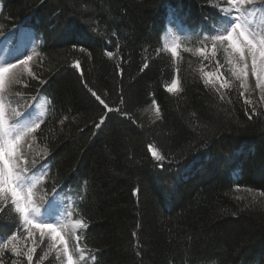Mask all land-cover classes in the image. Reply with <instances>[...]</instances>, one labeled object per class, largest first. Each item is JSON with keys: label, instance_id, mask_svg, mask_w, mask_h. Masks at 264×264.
<instances>
[{"label": "trees", "instance_id": "trees-1", "mask_svg": "<svg viewBox=\"0 0 264 264\" xmlns=\"http://www.w3.org/2000/svg\"><path fill=\"white\" fill-rule=\"evenodd\" d=\"M217 3L0 0V47L7 40L20 44V58L39 52L32 67L47 83L17 87L26 100H46L34 151L48 147L41 161L51 165L48 191L55 184L62 189L58 199L81 205L89 224L82 241L86 264H264V197L244 208L264 192V106L252 93L260 115L249 120L245 110L251 108L238 87L221 101L200 79L199 58L184 51L197 46L202 27L216 22ZM169 18L185 34L175 60L166 51L156 54ZM106 50L115 58L109 60ZM76 61L80 71L72 67ZM204 65L205 71L214 68V62ZM176 68L183 91L171 94L164 85ZM85 83L110 106L123 95V110L136 123L112 112L95 128L104 110ZM153 99L162 115L155 123ZM150 143L170 157L164 171L153 166ZM14 230V214H0V236ZM44 247L37 248L34 264ZM4 258L5 264L14 259L8 252Z\"/></svg>", "mask_w": 264, "mask_h": 264}, {"label": "snow or ice", "instance_id": "snow-or-ice-1", "mask_svg": "<svg viewBox=\"0 0 264 264\" xmlns=\"http://www.w3.org/2000/svg\"><path fill=\"white\" fill-rule=\"evenodd\" d=\"M214 6L217 8L216 22L210 29L202 27L196 33L197 46L185 48L184 51L199 58L200 79L205 88L215 92L221 101L238 87L239 97L243 98L244 105L251 108V112L245 110V115L252 120L254 116L260 115L256 111V104L249 98L252 92L259 93L257 103L264 105V0H222ZM179 48V42L174 39L162 49L158 48L156 54L166 51L175 60L179 57ZM79 51L85 52L86 49L80 48ZM104 55L112 60L116 53L106 50ZM89 56L91 57V53ZM37 57L39 52L33 51L23 58L16 57L14 62L5 60L0 63V214H14L15 223V230L10 235L6 238L0 236V264H5V252L14 257L11 264H24V261L34 264V255L41 244L45 247L35 264H43L49 257H52L49 264H86L89 257L85 255L82 241L87 239L89 224L79 211L81 205L58 199L62 189L58 191L53 184L48 191L51 165L41 163L42 160L47 161L48 147L45 145L43 150L34 151L36 133L44 123L43 112L38 113L35 108V104L40 102L39 97L32 96L26 100L27 93L17 87H31L29 80L47 83L40 79L32 67V62ZM205 61L214 62L212 71H205ZM148 66L146 60L140 71L143 72ZM72 67L80 71L79 61L74 62ZM115 68L116 73L122 77L121 65L116 64ZM179 71L176 68V75L171 83L164 85L165 90L171 94L183 91ZM25 77L28 79L25 80ZM81 82L84 83L82 72ZM84 86L103 106L104 114L99 117L98 123L94 122L95 128L100 129L109 119L108 113L112 112L136 123L131 114L123 110V95L120 96L119 105L110 106L97 91L86 83ZM12 97H15V104ZM151 108L155 112L152 123L160 121L161 110L155 99L152 100ZM60 123L63 124L64 121L61 120ZM147 151L156 162L153 166L161 171H164L165 161L171 163L170 157L155 143L148 144ZM245 190L250 194L253 192L252 189ZM138 193V188L133 191L134 196ZM257 196L264 197V192L252 195L251 204L246 203L244 208L257 205ZM38 198L43 204L38 202ZM236 199L243 198L237 196ZM259 207L264 210V201L259 203ZM77 216L80 218H76ZM82 229L85 231L81 232ZM90 258L97 260L95 255Z\"/></svg>", "mask_w": 264, "mask_h": 264}, {"label": "rangeland", "instance_id": "rangeland-1", "mask_svg": "<svg viewBox=\"0 0 264 264\" xmlns=\"http://www.w3.org/2000/svg\"><path fill=\"white\" fill-rule=\"evenodd\" d=\"M222 2V0H220ZM182 35V32L178 31V29H176L175 25L173 22H171V20L168 21L167 26H166V30L164 33V45L165 44H170L174 39H176L177 41L179 40V37ZM6 50V54L5 51ZM0 63H2L5 60H12L13 62L15 61L16 57L20 58V44L16 45V43H13V41H8L6 43L3 44L2 47H0ZM252 86L254 88V80L251 81ZM256 95V98L258 100V96L259 93L258 92H252ZM13 102L15 104V97H12ZM39 104H35V108L37 110V112H44L42 109V106L46 105V100L45 98L39 97ZM262 105V104H261ZM264 106V105H262ZM43 117V116H42ZM81 232L83 231L80 230Z\"/></svg>", "mask_w": 264, "mask_h": 264}, {"label": "bare ground", "instance_id": "bare-ground-1", "mask_svg": "<svg viewBox=\"0 0 264 264\" xmlns=\"http://www.w3.org/2000/svg\"><path fill=\"white\" fill-rule=\"evenodd\" d=\"M86 255V254H85ZM91 259V258H90Z\"/></svg>", "mask_w": 264, "mask_h": 264}]
</instances>
